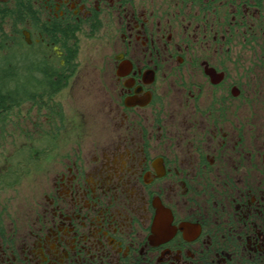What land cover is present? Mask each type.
<instances>
[{
	"label": "flooded vegetation",
	"instance_id": "1",
	"mask_svg": "<svg viewBox=\"0 0 264 264\" xmlns=\"http://www.w3.org/2000/svg\"><path fill=\"white\" fill-rule=\"evenodd\" d=\"M0 67V264H264V0H0Z\"/></svg>",
	"mask_w": 264,
	"mask_h": 264
},
{
	"label": "trees",
	"instance_id": "2",
	"mask_svg": "<svg viewBox=\"0 0 264 264\" xmlns=\"http://www.w3.org/2000/svg\"><path fill=\"white\" fill-rule=\"evenodd\" d=\"M4 67H0V75L4 74ZM13 88V85H10L6 81H0V111L1 110H12L15 108H19L22 103H24L29 97L26 95L16 94L13 95L11 92ZM48 97H51V94L48 95ZM4 113V111L2 112ZM6 116V115H2ZM27 163H30L28 158L25 159H17L14 161H11L10 167L5 171L4 176L8 173L10 174L6 178V182L8 184L15 183L26 171ZM3 176V179L5 177Z\"/></svg>",
	"mask_w": 264,
	"mask_h": 264
},
{
	"label": "rangeland",
	"instance_id": "3",
	"mask_svg": "<svg viewBox=\"0 0 264 264\" xmlns=\"http://www.w3.org/2000/svg\"><path fill=\"white\" fill-rule=\"evenodd\" d=\"M69 95V94H68ZM66 96V98H63L64 100H69L70 99V96ZM62 97H60L59 95H57V96H55V101H59V99H61ZM26 104L25 103H22V105L19 107V108H15V109H23V108H26L27 106H25ZM13 137V136H12ZM14 138H19V137H17L16 135H15V137ZM21 139V138H20ZM15 142H17V141H15ZM19 142H21V141H19ZM14 147H15V145H13V146H9V147H7V148H5V150L3 151V153H1V162H2V167H3V164H4V162H3V157H5L6 156V154L7 153H9V152H12L11 150L12 149H14ZM25 178V177H24ZM24 178L22 177L21 178V183L19 182V184L18 185H20V184H25L26 185V183H25V181L26 180H24ZM19 180V179H18ZM17 185V186H18ZM22 186H24V185H22ZM22 186H21V188H22ZM12 192V189H6V191L4 192V195H7V194H9V193H11Z\"/></svg>",
	"mask_w": 264,
	"mask_h": 264
}]
</instances>
